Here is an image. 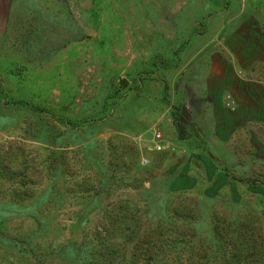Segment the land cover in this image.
Masks as SVG:
<instances>
[{"label":"rangeland","instance_id":"rangeland-1","mask_svg":"<svg viewBox=\"0 0 264 264\" xmlns=\"http://www.w3.org/2000/svg\"><path fill=\"white\" fill-rule=\"evenodd\" d=\"M158 254L264 264V0H0V264Z\"/></svg>","mask_w":264,"mask_h":264},{"label":"built area","instance_id":"built-area-1","mask_svg":"<svg viewBox=\"0 0 264 264\" xmlns=\"http://www.w3.org/2000/svg\"><path fill=\"white\" fill-rule=\"evenodd\" d=\"M153 148L156 152H162L164 150V138L160 132H154L153 134ZM148 163V159L146 158L141 160L142 166H147Z\"/></svg>","mask_w":264,"mask_h":264},{"label":"trees","instance_id":"trees-1","mask_svg":"<svg viewBox=\"0 0 264 264\" xmlns=\"http://www.w3.org/2000/svg\"><path fill=\"white\" fill-rule=\"evenodd\" d=\"M184 115H186L187 119L189 118V115H187L186 113H184ZM156 259L158 264H170L169 258L167 256H161L158 254L156 256Z\"/></svg>","mask_w":264,"mask_h":264},{"label":"water","instance_id":"water-1","mask_svg":"<svg viewBox=\"0 0 264 264\" xmlns=\"http://www.w3.org/2000/svg\"><path fill=\"white\" fill-rule=\"evenodd\" d=\"M122 87H125L126 86V83L124 81L121 82L120 84Z\"/></svg>","mask_w":264,"mask_h":264},{"label":"crops","instance_id":"crops-1","mask_svg":"<svg viewBox=\"0 0 264 264\" xmlns=\"http://www.w3.org/2000/svg\"><path fill=\"white\" fill-rule=\"evenodd\" d=\"M237 75V74H236Z\"/></svg>","mask_w":264,"mask_h":264}]
</instances>
